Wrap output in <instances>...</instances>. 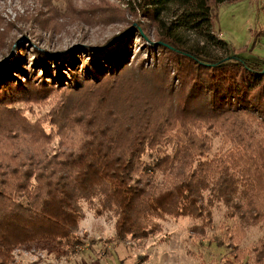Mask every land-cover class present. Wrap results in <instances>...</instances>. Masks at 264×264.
I'll return each mask as SVG.
<instances>
[{"label":"trees","instance_id":"trees-1","mask_svg":"<svg viewBox=\"0 0 264 264\" xmlns=\"http://www.w3.org/2000/svg\"><path fill=\"white\" fill-rule=\"evenodd\" d=\"M225 1L139 0L150 38L136 21L62 50L0 41V264L33 246L78 253L83 203L113 220L117 244L151 239L171 217L208 227L223 207L218 244L237 264L248 252L264 264V233L242 247L264 226V64L216 38Z\"/></svg>","mask_w":264,"mask_h":264},{"label":"rangeland","instance_id":"rangeland-1","mask_svg":"<svg viewBox=\"0 0 264 264\" xmlns=\"http://www.w3.org/2000/svg\"><path fill=\"white\" fill-rule=\"evenodd\" d=\"M138 3L139 0H0V41L7 38L20 42L25 36V43L31 39L46 50H62L78 42L102 43L136 21L144 28L145 36L152 37L154 30L147 26L152 23L134 14ZM262 8L264 0H226L216 9L214 33L230 45L234 54L264 64ZM177 12L174 9L164 14V20L171 21ZM182 37L189 46L202 45V39L193 33H183ZM141 42L133 39L134 53ZM207 49L210 55H227L221 47ZM131 61L135 64L137 57ZM211 141L214 151L221 149L218 138L212 137ZM82 207L85 216L76 234L84 245L78 247V253L62 256L55 250L33 246L19 254L15 252L16 259L21 264H237L232 258L233 247L225 242L218 244L225 236L224 226L231 224L223 216V207L213 209L212 225L208 227L203 228L201 222L188 217H171L162 222L155 237L126 244L111 241L113 220L95 217L90 204L83 203ZM263 233L264 226L249 227L242 247L249 248ZM247 254L250 258L242 264H261L251 252Z\"/></svg>","mask_w":264,"mask_h":264}]
</instances>
